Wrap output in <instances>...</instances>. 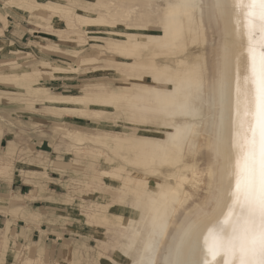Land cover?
Masks as SVG:
<instances>
[{
  "label": "rangeland",
  "instance_id": "1",
  "mask_svg": "<svg viewBox=\"0 0 264 264\" xmlns=\"http://www.w3.org/2000/svg\"><path fill=\"white\" fill-rule=\"evenodd\" d=\"M204 1L198 29L187 21L181 34L163 39L167 3L184 5L190 16L192 0H37L52 6L28 13L0 0V264H139L140 234L160 210L170 223L160 237L161 263L189 264L197 234L218 217L227 191L211 98L233 41L229 8ZM156 65L166 66L167 78L153 71ZM178 76L183 91L176 93L185 99L175 93L157 100L155 90L180 87ZM104 84L122 94L119 104L93 102ZM204 95L206 105L190 100ZM188 101L205 119L196 131L187 109L177 115L191 130L192 147L181 156L170 136L173 121L159 109L175 112ZM15 173L26 178L21 200L7 192ZM12 204L30 205V214L12 215ZM27 228L36 229L32 240L16 242V229Z\"/></svg>",
  "mask_w": 264,
  "mask_h": 264
},
{
  "label": "snow or ice",
  "instance_id": "2",
  "mask_svg": "<svg viewBox=\"0 0 264 264\" xmlns=\"http://www.w3.org/2000/svg\"><path fill=\"white\" fill-rule=\"evenodd\" d=\"M218 6L239 8L243 10L245 26L248 34L247 64L245 74H241L239 60L233 69L231 61H225L224 69L219 73L211 98L213 109L217 110L216 144L218 154L229 158L228 189L226 195L230 200L229 219L233 216L231 234L225 237L216 234L214 240L218 246L226 249L224 264H264V0H239L236 5H225L218 0ZM68 14L74 15L72 6L65 5ZM169 24L175 23L169 17ZM133 27L132 24L128 25ZM260 39H255V33ZM175 41L169 46H175ZM121 55L135 54L123 49ZM87 62V60L85 61ZM166 66L156 65L153 71L167 78ZM243 81V84H242ZM105 91L98 94L99 99L93 102L119 104L122 94L115 91L111 84L98 85ZM177 91L155 90L159 100L171 97ZM251 94V99H249ZM160 111V114L173 121L174 132L170 133L175 149L182 156L192 147L190 126L177 120L178 114L186 113V106L179 105L175 112ZM234 154V163L232 160ZM3 174L10 175L6 167ZM40 197L34 196L33 199ZM16 200L23 199L15 197ZM30 205L12 204L11 213L18 218L28 215ZM6 215L8 209H4ZM35 219H39L37 215ZM12 221H9L11 223ZM227 222V221H226ZM10 237L5 234L4 250H7ZM34 264H54L48 259L37 260Z\"/></svg>",
  "mask_w": 264,
  "mask_h": 264
},
{
  "label": "bare ground",
  "instance_id": "3",
  "mask_svg": "<svg viewBox=\"0 0 264 264\" xmlns=\"http://www.w3.org/2000/svg\"><path fill=\"white\" fill-rule=\"evenodd\" d=\"M238 2H239V0H224V4L227 3V4L233 5V6L236 5ZM244 2L246 3L247 0H244ZM204 4H205L204 0H192V4H190L189 7L193 8V13L190 14V16H186L187 15V7H185L184 5H174V4L168 5V3H167V6H168L167 11L164 15V18L161 20L162 34L160 36H163V39H166L170 35L181 34L182 28L179 25L183 24V23H187V21H189V23H191V25L189 27V29L191 31H192V29H198L200 23L196 19V15H197V11L200 9H202L205 13ZM27 6H28V4H27ZM221 8H222V11L224 12L225 8L224 7H221ZM194 9H195V13H194ZM228 10H229L228 13L225 14L224 17L226 18V21H227L229 35L233 41V45L231 46V49H232L234 55L232 57H226L225 58L224 66H225L226 60L231 61L233 69H234L237 60H239L240 68H241V74L243 75V74H245V66L247 64V47H248V34H247V28L245 26V18H244V14H243L242 9L232 7V8H229ZM127 17H129V16H127ZM169 17H173L175 19V23L169 24L168 23ZM255 39L257 41H259V39H260V33L258 31L255 33ZM182 79H183L182 76H180V77L178 76L176 78V84H177L176 86L180 85V87H178L177 90H180L182 88V85H183L181 83ZM242 84H243V81H242ZM188 85H189L190 90L194 89L193 83H190ZM213 86L214 85L212 82L211 87L206 91L211 92L213 89ZM181 90L183 91V88ZM176 95L181 97V100H179V101H182L185 99L184 95L181 92L180 93L177 92ZM249 99H251V94H249ZM190 100H195V102L196 101L202 102L203 105H206L205 95L201 96V97L194 96ZM189 101H188V104L186 105V109L188 111L187 115H189L191 117L192 128L195 129L196 131H199V129H201L203 127V121H204L205 117H204V115L201 114L200 111H197V110L193 114V112L189 108V106H190ZM201 131H200V136H201ZM232 160L234 163V154H233ZM225 166L229 172L230 169H229V158L228 157L225 160ZM225 179H226L225 186L228 189V176ZM226 193H227V191H226ZM230 207H231L230 200H229V197L226 195L225 200L223 202L222 210L219 212L218 217L215 220H213L211 223H209L208 225H205L199 233L197 232L198 233L197 234V241H196V245H194L195 247L193 248V250L191 252L189 264H224V258L227 254L226 249L217 245L216 241L214 240V236L216 234L222 233L225 237H227L231 234V231L233 228V220L235 219V216H233L231 220L229 219ZM195 227H197V226H195ZM168 237H169V235L167 236V238ZM187 237H188V234H187ZM184 242H185V240H184ZM165 245H164V248H165ZM164 248H163V250H164ZM188 252H189V245L187 243H183L182 254H183L184 260L187 259ZM163 255H164V252H163ZM163 255L160 256V263L163 260ZM164 264H165V261H164ZM180 264H182V263H180Z\"/></svg>",
  "mask_w": 264,
  "mask_h": 264
},
{
  "label": "crops",
  "instance_id": "4",
  "mask_svg": "<svg viewBox=\"0 0 264 264\" xmlns=\"http://www.w3.org/2000/svg\"><path fill=\"white\" fill-rule=\"evenodd\" d=\"M8 2L14 3L12 6L7 5L10 9L17 10L20 12H26V13L36 12L39 9L45 10L44 9L45 7L50 8L52 6L49 4L38 3L37 0H8ZM22 4H28V6H30V8L26 9V8L21 6ZM108 9H110V8H108ZM147 11H145V12H147ZM4 22H5V20H4ZM160 25H161V20H160ZM57 95H60V94H57ZM70 140H73V139H70ZM1 141H6L5 137H3L1 139ZM138 142L145 143V141H143V140L138 141ZM2 146H3V144H2ZM7 149H9L8 146H7ZM19 157H20V154H19ZM23 178L26 179L22 175H17L15 173L14 177L12 178L13 181L11 183H9V187H7L8 195H12V196H16V197L22 196V186H25L26 184L23 183V185H22L19 182H21V180H23ZM3 182L4 181H1V179H0V185L3 184ZM0 196H4V194L1 193V187H0ZM160 198H161L160 200L162 202V205H164L166 203L168 204L169 200L167 199L166 194H163ZM156 202H157V200L155 199V200H150L148 203H149V206H151V205L155 204ZM148 210L150 212V207L148 208ZM161 211L162 210H160V216L157 212L156 213H150L148 215V217H152V223H150L151 224L150 228L144 237L141 236L142 234H140V238H142L144 240V249H143L144 255L141 257L139 264H157V262L160 260V237L165 234V231L169 230V224H170L169 221L167 220V215L166 214L163 215ZM3 221H4L3 218L0 217V222H3ZM145 222L146 221L144 219L142 221V224H141V225H144V227H145ZM5 225L6 224H2V226H0V227H5ZM16 233H17V236L15 238V241L18 243H21V242L26 243L27 240L28 241L32 240L33 235L36 234V229L31 228V230H30L29 228H27L21 232H19L18 229H16ZM136 237H138V236H136ZM136 239L134 240L135 241L134 243H136Z\"/></svg>",
  "mask_w": 264,
  "mask_h": 264
}]
</instances>
